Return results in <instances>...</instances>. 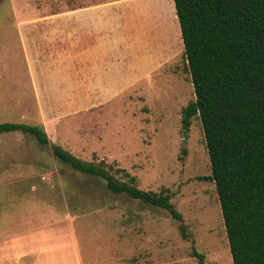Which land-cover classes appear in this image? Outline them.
I'll return each mask as SVG.
<instances>
[{"label":"rangeland","instance_id":"obj_1","mask_svg":"<svg viewBox=\"0 0 264 264\" xmlns=\"http://www.w3.org/2000/svg\"><path fill=\"white\" fill-rule=\"evenodd\" d=\"M111 1L118 14L93 8ZM58 2L0 0V124L44 131L42 119L59 100L43 76L31 72L17 26L64 16L65 5ZM86 4L90 10L77 12L82 18L116 21L110 44L119 52V73L111 66L113 80L127 82L108 90L103 69L99 88L85 97L95 107L77 110L72 99L78 112L59 113L46 144L22 131L0 134L1 259L16 244L9 252L17 250L18 256L8 264H50V248L63 245L71 253L67 264L76 259L73 251L80 264H198L194 247L205 264H233L216 184L198 180L212 175L200 118L186 135L182 129V111L195 94L173 0ZM55 146L87 163H104L122 181L127 179L115 171L124 169L140 190L167 191L190 240L181 237L168 212L111 193L103 179L56 158Z\"/></svg>","mask_w":264,"mask_h":264},{"label":"trees","instance_id":"obj_2","mask_svg":"<svg viewBox=\"0 0 264 264\" xmlns=\"http://www.w3.org/2000/svg\"><path fill=\"white\" fill-rule=\"evenodd\" d=\"M195 99L182 111L184 135L192 120L203 126L211 176L221 206L233 264H264V0H173ZM22 131L41 144L45 131L0 124V134ZM186 153V152H185ZM54 155L74 170L105 181L107 189L165 210L190 236L167 191L145 192L124 169L76 158L60 146ZM198 264L205 256L192 248Z\"/></svg>","mask_w":264,"mask_h":264},{"label":"crops","instance_id":"obj_3","mask_svg":"<svg viewBox=\"0 0 264 264\" xmlns=\"http://www.w3.org/2000/svg\"><path fill=\"white\" fill-rule=\"evenodd\" d=\"M58 1L65 5V10H63L67 13L64 16L58 13L59 15L54 14L46 21H19L17 24L23 38V50L28 55L30 66H32L31 72L39 77L42 75L43 82L55 91V95L52 93L51 97L59 99L52 102V105L50 102L49 117L42 119L48 139L53 136V131H56L59 113L78 112L77 110L83 106L86 107V111H90V108L95 107V101L89 102L85 97H88V91L99 88L96 83L100 82L99 78L103 76V69L106 75H109L111 85L108 90H114L117 86L121 87V83L127 82V78L119 81L113 80V73L118 72L119 68L116 65L119 61V52L110 44L116 35L114 33L117 29L116 21H95L97 18L93 20L91 17L82 18L77 12L86 8V0ZM139 1L143 2V0ZM116 4L111 1L93 8L109 7L110 14H118ZM85 10H90V8ZM106 17L109 18V15L107 14ZM105 22L109 24L104 25ZM113 65L117 66L115 72L111 68ZM72 99L78 102L79 107L77 102L72 103ZM75 107L78 109L74 110ZM26 240L32 242V234ZM14 245L16 244H12L9 249H12ZM9 249L2 253L0 264H8L9 258L18 256L17 250L9 252ZM50 250L54 254L53 258H50V264H67L66 258L71 256V253L67 252L65 246L56 245ZM31 256L33 254H28L26 257ZM72 257H76L72 260L73 264H80L79 256L75 251Z\"/></svg>","mask_w":264,"mask_h":264}]
</instances>
